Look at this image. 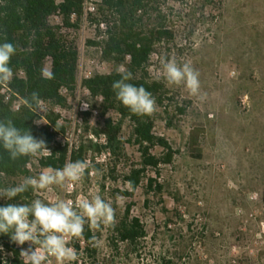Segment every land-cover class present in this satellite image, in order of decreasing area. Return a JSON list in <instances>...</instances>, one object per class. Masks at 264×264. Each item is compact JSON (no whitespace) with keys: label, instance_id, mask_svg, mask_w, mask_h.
I'll return each instance as SVG.
<instances>
[{"label":"rangeland","instance_id":"374dc122","mask_svg":"<svg viewBox=\"0 0 264 264\" xmlns=\"http://www.w3.org/2000/svg\"><path fill=\"white\" fill-rule=\"evenodd\" d=\"M104 1L86 0L82 21L69 29L79 35L75 91H63L64 104L42 101V111L34 115L41 127L56 120L52 148L66 146L69 155L83 148L81 157L101 170L102 177L86 174L75 190L35 192L45 203L60 196L75 204L81 195L91 198L98 190L112 202L115 224L129 210L146 236L136 251H127L122 242L114 245L113 226L93 230L89 248L81 238L69 241L79 257L73 264H161L163 258L170 264H264V0H156L148 7L161 10L167 24L156 29L161 41L146 77L165 85L163 97L152 95L157 111L151 118L155 134L170 147H153L151 152L161 160L147 167L131 119L110 105L107 88L94 94L84 83L126 70L130 61L121 53L106 59L97 43L87 45L100 40L88 14ZM49 21H62L59 12ZM161 56L188 63L199 73L200 97L166 83ZM0 93L6 99L13 94L8 84L1 85ZM12 103L15 109L23 106L18 96ZM193 126L204 128L201 158L189 154ZM111 136L116 139L109 141ZM40 158H32L22 180L48 169ZM132 169L143 170L134 190L126 179ZM28 247L25 243L24 249Z\"/></svg>","mask_w":264,"mask_h":264},{"label":"trees","instance_id":"16d2710c","mask_svg":"<svg viewBox=\"0 0 264 264\" xmlns=\"http://www.w3.org/2000/svg\"><path fill=\"white\" fill-rule=\"evenodd\" d=\"M85 1L62 0L58 4L56 0H0V43H12L16 49L10 62L14 78L11 84H8L13 94L11 98L6 99V95L0 93V120L11 119L16 127L21 130L27 129L34 138L45 141L46 147L52 154H41L39 162L43 167L60 169L68 158L73 162L84 160L81 157L83 148L79 147L80 153L74 151L70 155L66 146L52 148L58 127L56 120H47V126L41 127L34 120L35 112L24 106L15 109L12 101L16 96L23 100L31 93L37 92L41 101L50 100L53 104H64L67 98L63 91L65 89L68 92L75 91L79 74V35L69 29L77 27L82 21ZM206 1L215 2V0ZM154 2L156 0H105L99 3L95 12H89L88 21L96 26L100 40L98 42L88 40L87 45L97 43L106 59L114 58L120 53L129 55L130 61L126 70L132 74V79L127 83L143 86L152 95L159 94L161 98L165 93L164 83L157 80L150 82L146 77L149 60L157 50V43L161 41L156 29L167 27L161 10H155L153 7L148 10ZM57 12L62 21L51 24L49 19ZM152 21L155 22L153 26L150 25ZM49 71L54 74L53 79L45 77V73ZM120 78V72L115 71L108 75L87 78L84 83L94 94L102 88H107V101L118 109L123 118L129 117L134 124V136L140 146L143 165L156 166L161 159L153 154L151 149L156 145L167 148L170 146L163 137L155 134L151 116L131 113L116 98L112 84ZM108 127L113 128L110 121ZM203 131V127L193 126L189 132L188 149L189 154L194 158L203 156L200 144ZM113 139L116 137H109V141ZM165 159L169 161L170 154L166 155ZM31 160V157L10 160L8 153L0 146V172L5 174L0 176V188L21 183L22 178L28 173ZM142 171L132 169L126 176L127 181H131L132 190L137 188ZM37 198L35 190L29 189L11 201L0 197V206L8 203L30 204ZM112 226L110 227L115 228L112 235L114 245L117 246V242H122L127 251L131 248L136 251L141 240L146 236L140 219L131 217L129 210L117 224L114 223ZM93 238V230L86 225L81 238L85 243L84 248H89ZM21 248H24V245L18 246L8 235L0 234V264H24L23 258L20 257ZM170 263L171 261L165 258L161 262V264Z\"/></svg>","mask_w":264,"mask_h":264},{"label":"clouds","instance_id":"9594fccd","mask_svg":"<svg viewBox=\"0 0 264 264\" xmlns=\"http://www.w3.org/2000/svg\"><path fill=\"white\" fill-rule=\"evenodd\" d=\"M15 52L12 43H0V85L11 84L14 78L10 62ZM160 64L169 86H184L193 97L201 96L199 73L190 64H180L166 56H161ZM120 76L112 84L116 98L131 113L152 116L157 111L152 94L143 86L127 83L132 79L127 70L121 69ZM45 77L53 79L54 74L49 71ZM23 106L35 113L42 111L39 94L33 92L23 98ZM83 107L86 109L88 106ZM0 146L13 161L21 157L35 159L43 153L52 154L43 139H36L29 130L16 127L11 119L0 120ZM86 174L97 180L102 177V171L90 161L76 160L60 169L43 170L38 177H25L16 186L0 188V197L11 201L29 189L52 191L54 187H70L75 190L83 183ZM3 175L0 172V176ZM128 184L131 188V181ZM114 222L115 208L111 201L102 198L98 190L91 198L81 195L75 204L57 196L50 203L37 198L30 204L8 203L0 206V234L8 235L18 246L29 244L27 249L21 248L20 251L24 264H53V259L57 264H73L79 257L75 248L68 246L69 241L82 238L86 225L89 229L100 230L112 226Z\"/></svg>","mask_w":264,"mask_h":264}]
</instances>
